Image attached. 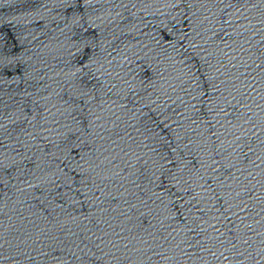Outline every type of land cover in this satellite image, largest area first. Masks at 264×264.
Here are the masks:
<instances>
[{"label": "water", "instance_id": "95a60500", "mask_svg": "<svg viewBox=\"0 0 264 264\" xmlns=\"http://www.w3.org/2000/svg\"><path fill=\"white\" fill-rule=\"evenodd\" d=\"M0 264H264V0H0Z\"/></svg>", "mask_w": 264, "mask_h": 264}]
</instances>
